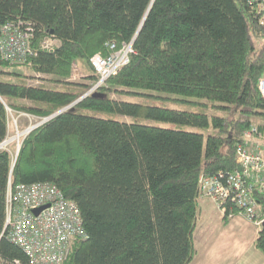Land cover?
<instances>
[{
	"label": "trees",
	"instance_id": "1",
	"mask_svg": "<svg viewBox=\"0 0 264 264\" xmlns=\"http://www.w3.org/2000/svg\"><path fill=\"white\" fill-rule=\"evenodd\" d=\"M258 17L248 0H0V36L20 20L33 31L34 51L23 63L0 56V144L7 108L50 117L96 81H70L73 64L93 71L91 57L108 56L110 43L133 50L96 91L26 134L16 157V144L0 150V264H29L6 237L8 186L39 183L61 190L82 217L86 237L72 243L65 264H189L200 177L235 170L236 145L254 116L264 118ZM45 39L56 42L53 50L42 48ZM21 67L55 85H28ZM141 91L194 99L182 101L201 111L111 97L161 98ZM209 107L226 114L209 116ZM255 246L264 254L262 228Z\"/></svg>",
	"mask_w": 264,
	"mask_h": 264
},
{
	"label": "built area",
	"instance_id": "2",
	"mask_svg": "<svg viewBox=\"0 0 264 264\" xmlns=\"http://www.w3.org/2000/svg\"><path fill=\"white\" fill-rule=\"evenodd\" d=\"M248 3L259 11L258 23L264 28V0H248ZM32 35V29L20 20L5 24L0 36L2 60L12 64L26 62L34 54L30 44ZM55 46L54 40L45 39L42 42L43 49L53 50ZM109 48L111 52L108 56L98 53L90 59L96 76L90 93L126 65L133 51L131 44H122L116 49L115 44L110 43ZM258 91L264 99V64ZM43 120L29 127L22 135L28 134ZM262 137L257 125H251L235 147L237 168L201 176L198 186L199 197L215 202L224 219L239 216L259 228L264 219V150L259 147ZM5 141L1 143L0 150H6L9 146L10 143L4 145ZM16 146V149L20 148L18 137ZM44 205L48 207L37 215L33 213ZM5 206L6 237L22 248L29 258V264H65L72 243L86 237L76 203L67 200L61 190L52 184L20 185L15 190L9 184Z\"/></svg>",
	"mask_w": 264,
	"mask_h": 264
},
{
	"label": "crops",
	"instance_id": "3",
	"mask_svg": "<svg viewBox=\"0 0 264 264\" xmlns=\"http://www.w3.org/2000/svg\"><path fill=\"white\" fill-rule=\"evenodd\" d=\"M79 74L86 77L84 72ZM261 124L264 127V118L258 123ZM262 136L259 147L264 150V133ZM205 201L198 202L199 214L193 234L197 254L189 264H264V254L255 246L259 231L248 229L249 222L241 218L222 220L215 206ZM204 204H210L213 209L202 208Z\"/></svg>",
	"mask_w": 264,
	"mask_h": 264
},
{
	"label": "rangeland",
	"instance_id": "4",
	"mask_svg": "<svg viewBox=\"0 0 264 264\" xmlns=\"http://www.w3.org/2000/svg\"><path fill=\"white\" fill-rule=\"evenodd\" d=\"M84 66L85 65H83L82 63H79V62H76L75 64L72 65L70 81L76 82V83H81V84H87V81H89L87 78L90 76H94V72L90 69V67H86V66L84 67ZM15 71L21 72L24 75L25 81L28 85H32V86H36V85L52 86V85H55L51 81V78L49 76L36 74L35 72H33L32 70H30L27 67H21L18 69L15 68ZM79 72H84V74H86V77L87 76L88 77L87 78L82 77L83 75L82 74L80 75ZM95 83H96V81H95ZM94 84H93V86H94ZM103 84H104V82H103ZM103 84H101L100 86H102ZM98 87H96V88L94 87L95 89L93 90V92L96 91V89ZM92 89L93 88H91L86 93L91 94L90 92ZM141 92L142 93H148L150 95H154L157 97L160 96L161 98L148 99L146 96H143V95L142 96H139V95H128V96H126V95H117V94H112L111 97L113 99H116V100H125V101L135 102V103H147L150 105H158L161 107H168V108H175V109H182V110H189V111H201V108L193 106L191 103H187V102L182 101V100H186V101L191 100L192 102H194V101H196L194 99L185 98V97L177 96V95L166 94V93L153 92V91H141ZM202 103H206V101H202ZM25 104H29V103L25 102ZM207 113L209 116L218 115L220 117L225 116V114H226L224 111H217L216 109H214L212 107H209ZM7 119H8V122H7L8 129H7V135H6L5 140L7 141V143H10L9 146H11L13 144H17V137L21 141V139L24 136V134L22 135V132H25L29 127L33 126L36 123H39L42 120L40 118L34 117V116L29 115V114L24 113V112H15L9 108H7ZM116 119L121 120V121H125V122L131 121V118L126 117V116H120V117L116 116ZM262 120H263L262 116H254L252 118V124L257 125ZM159 125L164 126V127H174V125L167 124V123H160ZM185 129L189 130V131H197V129L191 128V127H186ZM198 131L204 133L205 134L204 136L206 137V135H207L206 132H204L202 130H198ZM208 132L215 133V130L210 129ZM6 141H5V143H6ZM6 148H8V146ZM15 151H16V148L13 151L14 154H15ZM198 186H199V182H198ZM197 200H198V202L199 201L201 202L202 200H206L205 202L212 203L215 206V208L218 210L220 218L222 220L227 221V219H224V217L222 216L221 210L215 202H213L210 199L201 198V197H199V194L197 195ZM72 202H74V201H72ZM198 206H199V204H198ZM202 208L207 209V210L213 209V207L210 204H204V205H202ZM235 218L244 219L242 217L236 216V217L228 219V220H233ZM246 222H249V221L246 220ZM196 224H197V220H196ZM248 224L251 225V226L249 225L248 229L251 228L253 231L254 230L259 231L260 228L258 226H256L255 224H253L251 222H249ZM200 225H201V223H200ZM243 231H244V233H246V231H247L248 234L250 232L249 230H243ZM197 233L199 236L202 235L198 231H197Z\"/></svg>",
	"mask_w": 264,
	"mask_h": 264
},
{
	"label": "water",
	"instance_id": "5",
	"mask_svg": "<svg viewBox=\"0 0 264 264\" xmlns=\"http://www.w3.org/2000/svg\"><path fill=\"white\" fill-rule=\"evenodd\" d=\"M87 95H88L87 93L84 94L81 98H79L77 101L73 102L70 106L61 109L60 111L56 112L55 114L51 115L50 117L45 118L41 123H43V122L49 120L50 118H52V117L58 115L59 113H61V112H63L64 110L68 109L69 107H72V106L75 105L77 102H79V101L82 100L84 97H86ZM0 146H2V144H0ZM18 150H19V149H16V155L18 154ZM46 207H48V205L41 206V207L35 209V210L33 211V213H34L35 215H37L40 211H42V210L45 209ZM261 228H262L263 231H264V219H263V221H262V223H261Z\"/></svg>",
	"mask_w": 264,
	"mask_h": 264
},
{
	"label": "bare ground",
	"instance_id": "6",
	"mask_svg": "<svg viewBox=\"0 0 264 264\" xmlns=\"http://www.w3.org/2000/svg\"><path fill=\"white\" fill-rule=\"evenodd\" d=\"M4 143H5V142H4ZM5 144H7V141H6V143H5ZM5 144H4V145H5Z\"/></svg>",
	"mask_w": 264,
	"mask_h": 264
}]
</instances>
